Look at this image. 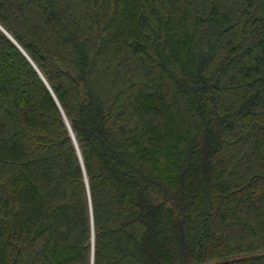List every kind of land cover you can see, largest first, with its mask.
Returning <instances> with one entry per match:
<instances>
[{
    "label": "trees",
    "instance_id": "16d2710c",
    "mask_svg": "<svg viewBox=\"0 0 264 264\" xmlns=\"http://www.w3.org/2000/svg\"><path fill=\"white\" fill-rule=\"evenodd\" d=\"M0 25V264H264V0Z\"/></svg>",
    "mask_w": 264,
    "mask_h": 264
},
{
    "label": "water",
    "instance_id": "95a60500",
    "mask_svg": "<svg viewBox=\"0 0 264 264\" xmlns=\"http://www.w3.org/2000/svg\"><path fill=\"white\" fill-rule=\"evenodd\" d=\"M0 28L12 39V40H14L3 28H2V26L0 25Z\"/></svg>",
    "mask_w": 264,
    "mask_h": 264
}]
</instances>
